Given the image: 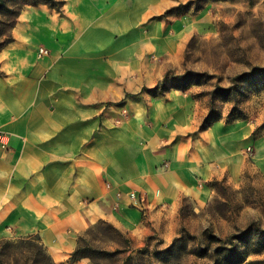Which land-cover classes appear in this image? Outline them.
I'll return each mask as SVG.
<instances>
[{"label":"crops","instance_id":"1","mask_svg":"<svg viewBox=\"0 0 264 264\" xmlns=\"http://www.w3.org/2000/svg\"><path fill=\"white\" fill-rule=\"evenodd\" d=\"M152 1L21 8L0 50V238L38 235L57 264L102 220L172 244L184 198L203 208L213 181L241 176L246 157L230 144L247 134L220 122L199 131V100L153 91L168 72L154 56L179 65L184 49L151 21Z\"/></svg>","mask_w":264,"mask_h":264},{"label":"rangeland","instance_id":"2","mask_svg":"<svg viewBox=\"0 0 264 264\" xmlns=\"http://www.w3.org/2000/svg\"><path fill=\"white\" fill-rule=\"evenodd\" d=\"M33 1L0 0V47L10 38L18 12L26 2ZM157 1L152 2L160 12L151 21L159 24L161 35L184 49L179 65L170 63V51L154 56L158 62L167 56L171 74L167 87L174 84L173 76L186 70L198 72L200 82L183 91L209 110L208 92L216 84L238 86L232 98L218 97L216 108L222 116L218 122L233 124V133L247 134L246 140L235 143L232 138L230 144L239 145L246 162L239 178L222 179L217 188L210 183L214 192L203 208L196 209L192 200L184 198L174 241L182 239L172 249L168 250L171 243L164 242L160 230L141 236L138 231L120 229L102 220L80 235L82 246L88 248V256L80 260L85 264H264V89L234 79L254 66L264 65V0ZM235 100L245 118L228 122ZM121 112L128 115L127 108ZM115 123L120 124L121 118ZM145 225L149 226L146 220ZM146 226L141 225L143 229ZM230 249L236 252L228 254ZM74 262L70 257L63 264Z\"/></svg>","mask_w":264,"mask_h":264},{"label":"trees","instance_id":"3","mask_svg":"<svg viewBox=\"0 0 264 264\" xmlns=\"http://www.w3.org/2000/svg\"><path fill=\"white\" fill-rule=\"evenodd\" d=\"M40 3H46L50 6L61 10L65 4V0H36L33 2H26L27 5H37ZM190 5L187 3L186 6ZM20 12V11H19ZM18 12V14H19ZM17 14V15H18ZM17 17V16H16ZM15 23V21H14ZM14 23L12 27L14 26ZM13 40L12 34H10V38L0 47H4L7 43ZM3 72L0 70V75ZM170 73L168 72L164 80L161 84L157 85L153 88V91L161 90L163 88L162 93L170 90L171 88L186 90L194 83L200 82L201 74L195 72L193 70H186L180 75L173 76L174 84L170 87H167ZM236 81L244 80L248 82L252 87L256 88L257 90L264 89V65L254 66L250 71L241 73L234 78ZM197 81V82H195ZM239 90V87H235L233 84L229 86H222L221 84H216L215 88L208 92L210 97V109L207 116L202 121L199 131H203L208 129L214 123L221 120L222 116L219 111H217L216 103L218 97H224L226 100L232 98V95H236ZM236 97V96H235ZM236 99V98H234ZM237 100L233 103V108L229 112L230 120H236L239 118H245V114L243 110H240L236 105ZM222 183L220 180H215L212 182L214 187H218V185ZM181 240L182 238H177L170 246L169 249H172L177 240ZM83 238L79 237L78 246L76 250L72 253L71 258L74 261L80 260V258L88 256L86 254L85 248L82 246L81 242ZM231 252H236L234 249L227 250V253L230 254ZM228 254H225L226 256ZM0 264H57L54 262L52 257L46 251L43 243L41 242L39 236L37 235H29L25 237H20L16 241H12L10 239H0Z\"/></svg>","mask_w":264,"mask_h":264},{"label":"built area","instance_id":"4","mask_svg":"<svg viewBox=\"0 0 264 264\" xmlns=\"http://www.w3.org/2000/svg\"><path fill=\"white\" fill-rule=\"evenodd\" d=\"M49 54V50L45 47H40L39 48V52L38 55L39 57H43L45 55ZM0 144L2 146V148H6L7 147V138H6V134L5 133H1L0 134ZM132 197H135V194L132 195ZM138 198L140 200H142V197L140 198V196L138 195Z\"/></svg>","mask_w":264,"mask_h":264}]
</instances>
